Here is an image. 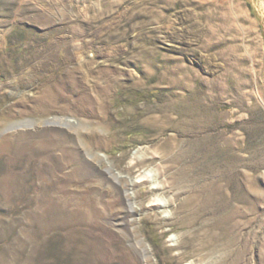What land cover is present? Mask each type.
<instances>
[{
  "label": "rangeland",
  "instance_id": "obj_1",
  "mask_svg": "<svg viewBox=\"0 0 264 264\" xmlns=\"http://www.w3.org/2000/svg\"><path fill=\"white\" fill-rule=\"evenodd\" d=\"M0 264H264V0H0Z\"/></svg>",
  "mask_w": 264,
  "mask_h": 264
},
{
  "label": "bare ground",
  "instance_id": "obj_2",
  "mask_svg": "<svg viewBox=\"0 0 264 264\" xmlns=\"http://www.w3.org/2000/svg\"><path fill=\"white\" fill-rule=\"evenodd\" d=\"M69 121H70V120H65L66 123H68ZM63 124H64V123H63ZM115 176L118 177L119 180H125V182H126L128 188H127V189H123V188H122V189H123L122 191H124V192H123L124 194H126V193H125L126 191L129 190V192H130V190L133 189V187H134L136 181H134L133 179H131V178H129V177H128V178H125V177H120V176H118V175H114V177H115ZM129 194H130V193H129ZM130 196L133 197L132 194H130ZM129 207H130L131 209H133V210H134V208H135V207H133V206H129ZM123 223L125 224V223H128V222H127V221H124ZM124 230H125V229H124Z\"/></svg>",
  "mask_w": 264,
  "mask_h": 264
}]
</instances>
